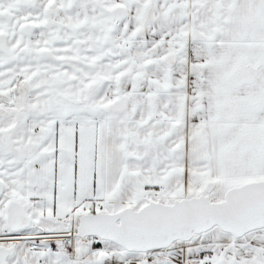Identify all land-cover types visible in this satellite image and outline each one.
<instances>
[{"label":"snow or ice","instance_id":"6c2138e0","mask_svg":"<svg viewBox=\"0 0 264 264\" xmlns=\"http://www.w3.org/2000/svg\"><path fill=\"white\" fill-rule=\"evenodd\" d=\"M0 264H264V0H0Z\"/></svg>","mask_w":264,"mask_h":264}]
</instances>
